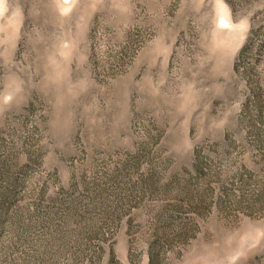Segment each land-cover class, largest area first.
I'll use <instances>...</instances> for the list:
<instances>
[{
    "label": "rangeland",
    "instance_id": "1",
    "mask_svg": "<svg viewBox=\"0 0 264 264\" xmlns=\"http://www.w3.org/2000/svg\"><path fill=\"white\" fill-rule=\"evenodd\" d=\"M0 264H264V0H0Z\"/></svg>",
    "mask_w": 264,
    "mask_h": 264
},
{
    "label": "trees",
    "instance_id": "2",
    "mask_svg": "<svg viewBox=\"0 0 264 264\" xmlns=\"http://www.w3.org/2000/svg\"><path fill=\"white\" fill-rule=\"evenodd\" d=\"M254 103V102H253ZM257 108H259V106L257 105ZM258 112H257V115H259V110H257ZM259 117V116H258Z\"/></svg>",
    "mask_w": 264,
    "mask_h": 264
}]
</instances>
